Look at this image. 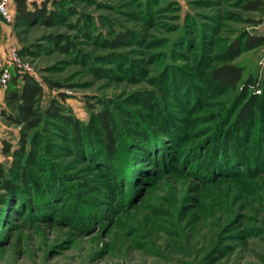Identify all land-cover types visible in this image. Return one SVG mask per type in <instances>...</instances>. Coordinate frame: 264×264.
I'll return each mask as SVG.
<instances>
[{
	"label": "rangeland",
	"instance_id": "1",
	"mask_svg": "<svg viewBox=\"0 0 264 264\" xmlns=\"http://www.w3.org/2000/svg\"><path fill=\"white\" fill-rule=\"evenodd\" d=\"M247 1L63 0L48 22L0 15V69L11 72L0 161L14 184L0 177V264H264L263 102L239 117L246 79L264 81V43L243 44L246 31L264 36V3ZM225 62L243 68L238 88L211 78ZM22 72L42 83L44 108L56 98L81 119L78 132L3 115ZM104 109L112 150L93 121Z\"/></svg>",
	"mask_w": 264,
	"mask_h": 264
},
{
	"label": "trees",
	"instance_id": "2",
	"mask_svg": "<svg viewBox=\"0 0 264 264\" xmlns=\"http://www.w3.org/2000/svg\"><path fill=\"white\" fill-rule=\"evenodd\" d=\"M54 4L52 8L49 7V2ZM14 5H11L14 11V22L18 25L29 24L34 20L48 22L55 16H57L58 7L63 6V0H44L42 3H38L35 0H13ZM263 0H248L244 5L248 9H258L263 4ZM72 9H74L72 7ZM76 12V11H75ZM254 21V19H248ZM245 40L243 42L246 48L257 47L264 43V36L261 34L251 33L246 31L244 33ZM104 39V38H103ZM123 39V34L119 32L115 33L114 39H111L113 46L120 45ZM58 40V39H57ZM73 46L71 41H68ZM239 42H234L232 48L236 50ZM62 48L66 49L67 44L62 45ZM1 70V69H0ZM211 78L225 87L238 88L244 81V70L236 63H222L216 66L211 71ZM14 78L21 79L19 88H11L6 93L7 103L12 107V112L3 109L2 113L10 121L15 122L23 126L24 129H34L40 126L43 122L44 115H47L52 120H61L64 123L70 125L73 130L77 132L80 129L79 117L73 116L62 103L56 98H53L49 105L44 108L42 105V99L44 95V87L42 83L37 79L35 75L29 72L15 73ZM18 82V81H17ZM246 85L253 87L252 97L241 108L239 117L244 119L246 117L253 116L255 113L256 105L263 102L264 105V81H257L253 77L246 79ZM260 87V92L256 90ZM45 113V114H44ZM94 122L99 124L104 130L106 147L113 149L114 132L116 131L113 124V117L109 110L104 109L97 111L93 114ZM89 125V124H88ZM86 126V125H85ZM27 147V140L23 133L21 137L20 145L13 152L23 153ZM4 150L6 153L12 150V143L8 140H4ZM12 168V167H11ZM10 168V169H11ZM8 169V168H7ZM6 167L3 162L0 161V177H4V182L8 189L14 188V184L11 179L5 174ZM9 169V170H10ZM12 170V169H11Z\"/></svg>",
	"mask_w": 264,
	"mask_h": 264
},
{
	"label": "built area",
	"instance_id": "3",
	"mask_svg": "<svg viewBox=\"0 0 264 264\" xmlns=\"http://www.w3.org/2000/svg\"><path fill=\"white\" fill-rule=\"evenodd\" d=\"M0 15L8 23L14 22V13L11 9V0H0ZM10 55L13 61L18 60L19 49L17 46H11ZM11 78V72L8 68L2 67L0 70V88H5Z\"/></svg>",
	"mask_w": 264,
	"mask_h": 264
}]
</instances>
